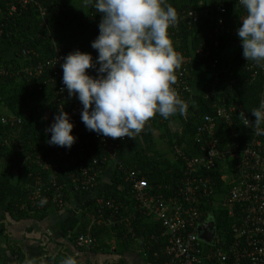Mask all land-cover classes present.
<instances>
[{"label":"trees","instance_id":"trees-1","mask_svg":"<svg viewBox=\"0 0 264 264\" xmlns=\"http://www.w3.org/2000/svg\"><path fill=\"white\" fill-rule=\"evenodd\" d=\"M45 8V16L41 18L33 5H29L25 10L7 16L6 8L12 0H0V66L9 69L7 75L0 74V104L10 115L0 116V209L5 205L6 211L16 218L31 217L42 220L49 210H56L58 207L47 200L41 206L32 204L28 199L31 193L32 184L41 178L43 181L50 177H57L59 183L65 184L63 190L64 200L69 196L68 187L72 191L92 193L95 188L89 191L74 189L75 184L71 182V169L60 166L56 172L42 169L37 163V156L43 161L54 145H49L46 141L50 138V133H45V129L52 123L54 115L60 110L59 97L55 93L57 80L47 81L38 90L36 81H28L14 72V68L19 69L23 63L44 61L54 55V47H57L66 56L74 50L89 52L95 59L96 50L91 48V42L98 35V24L101 15L96 13L94 7L87 4L86 0H36ZM223 2L229 14L226 17L224 31L218 38L217 48L212 47V39L209 37L210 30L215 25V6ZM83 3V4H82ZM177 12L183 9L207 7L209 12L206 16L201 15L196 22L190 26L184 19L178 17L177 28H169V35L177 54L188 61L191 84L201 76L206 77L205 83L201 84L200 101L202 109L193 115L185 118L177 113L168 119L162 118L159 114L151 118V123L146 126L140 134H149L155 130H162L166 136V142L173 151V145H178L183 153L197 154L199 152L196 144V127L205 111L211 110L213 104H221L225 107L238 104L250 121L249 126L242 124L239 117L232 118L230 125L222 120L215 121L214 138L218 149H226L231 144L239 145L243 148L246 142L254 137V126L251 123V110L259 105V93L262 86L260 75L250 79L249 73L244 71L245 59L242 56V48L239 38L234 31V21L241 16V8L236 0H167ZM178 16V15H177ZM184 18V16H182ZM181 19V20H180ZM203 45L212 47L219 64L215 68L205 63L201 64L202 58L196 57L195 51ZM35 50L38 56L25 58L21 56L22 49ZM232 48L235 51L232 52ZM227 54L224 70H219L222 65L220 59L222 54ZM231 53V54H229ZM217 68V69H216ZM14 72H12V71ZM88 71V70H86ZM89 71H95L89 69ZM51 70L46 71L41 79H48ZM203 74L205 76H203ZM199 80V79H198ZM214 83L215 94L205 99V91ZM186 104H188V99ZM82 106L71 104L70 108L63 109L69 114L74 127L72 134L75 142L71 148L56 146V150H61L60 158L73 157L85 152H92L93 155H101V149L93 136V132L85 128L81 121L80 113ZM48 114V118L45 115ZM12 116L21 119L20 123L3 124L1 118ZM180 121V125L174 131L170 127L171 123ZM264 137V135H262ZM125 143V142H124ZM122 143L121 147L124 145ZM58 147V148H57ZM178 164L174 167L155 151L147 148L138 149L131 157L122 162L114 163L112 183H116L118 190L108 189L100 194L104 200L113 199L118 203L120 212L123 208L131 209L135 202L134 194L130 191L129 183L125 181L124 170H140L141 176L150 187V193L159 195L165 200L172 199L178 204H184L182 196L178 194L181 186L182 166L178 157ZM57 162V161H56ZM91 158H85V164H90ZM59 165V161L57 162ZM121 164V167L119 166ZM233 165V164H232ZM231 165V166H232ZM74 166V165H73ZM230 166V167H231ZM76 169L73 167L72 172ZM230 170V169H229ZM76 171V170H75ZM215 172H208V175L215 178ZM230 183H232L230 181ZM222 180L217 181L218 192H224ZM44 192H46L44 190ZM52 196V191L44 193ZM206 203L195 205L201 217L211 215L215 225L222 226L228 240L233 239L231 225L233 224L226 212L220 210L216 197ZM186 204H184L185 206ZM235 206V204H234ZM237 209L240 206H235ZM125 209V210H126ZM141 218H139L140 222ZM143 222L144 229L137 231L138 235L149 237L154 234L156 237L151 241L150 251L155 249V244H159L162 227L159 222ZM158 245V246H159Z\"/></svg>","mask_w":264,"mask_h":264},{"label":"built area","instance_id":"built-area-1","mask_svg":"<svg viewBox=\"0 0 264 264\" xmlns=\"http://www.w3.org/2000/svg\"><path fill=\"white\" fill-rule=\"evenodd\" d=\"M201 3L202 0H198V4ZM29 5H33L41 18L45 16V8L36 0H12V3L6 8L7 16L21 12ZM237 5L241 8V16H243L244 10L238 3ZM208 12L207 7L190 8L177 12V15L190 26L201 15L206 16ZM228 14L229 10L223 2L215 6V25L209 32L213 48H217L219 45L218 38L224 31ZM241 16L233 19V32L235 33L240 25ZM177 25L178 22L172 28H177ZM212 47L201 45L195 51V55L202 58L200 60L202 65L207 63L210 68H215L219 64V60L215 56L216 51H212ZM21 56L30 59L32 56L37 57L38 53L35 50L24 48L21 50ZM63 57L64 54L61 50L54 47L53 56L44 61L23 63L19 69L14 68V72L28 81H36L38 90L47 81L56 79L55 93L59 97L60 109H69L71 104L82 106L75 96L68 97L67 90L61 82L62 69L60 64L63 62ZM187 65L188 61L183 58L181 67L175 72L176 82L172 86L185 103L190 98L193 89L191 73ZM243 68L249 73L250 79L257 75L262 77L259 93L260 104L261 101H264V69L259 68L254 62H247L246 60ZM49 70H51L50 77L41 79L44 73ZM89 72L92 75L96 74L95 71ZM8 73L9 69L0 66L1 75ZM214 92L215 85L212 83L203 97L205 99L210 98L215 94ZM234 117H239L244 124L247 117L240 105L232 104L225 107L218 103L213 104L211 110L203 113L196 127V144L199 152L186 154L178 145H173L174 154L179 158L182 166V179L178 194L182 196L185 206L183 203L180 205L172 199L165 200L159 195L151 194V189L141 176L140 170L134 168L124 170L125 181L129 183L130 191L134 194L138 206L147 210L162 227L160 236L164 238V253L168 256L166 264H203L205 256L211 260L215 259L221 264H264V137L258 135L254 129V137L246 142L243 148L239 149V145L231 144L226 149H218L214 138L215 121L222 120L230 125ZM45 118H48V114L45 115ZM20 120L12 116L1 118L3 124L20 123ZM151 121V119L147 121L145 127ZM261 127L264 128V124ZM93 136L101 149V155H93L90 151L81 153L75 158H60L62 152L58 147L56 150L54 145L52 150L55 151V154L52 151L49 152L43 161H41L40 156H37L38 165L42 169L52 170V172H56L61 165L67 167L71 169L69 175L72 178L71 182L75 184L74 189L84 192L92 190L96 187L103 169L110 163L118 162L117 154L122 143L127 141V137L111 139L102 137L95 132H93ZM86 157L91 158L90 164H85ZM56 161H59V165ZM73 165L76 166V169L74 168L72 172ZM119 166L121 167V164ZM208 172H215V178L208 175ZM218 180H222V187L225 189L222 190L223 193L220 192L219 196H216L219 188ZM30 189L31 193L28 200L32 204L41 206L50 200L57 207L63 206L65 182L59 183L57 177H50L48 181L38 178ZM44 190L46 192L51 190L52 196L45 195ZM215 197L218 199L215 204L220 210L225 211L227 217L233 222L231 225L233 239L228 240L229 237H226L225 243H222L220 247L214 244L211 251L205 255L197 235V227L202 217L195 205L208 203L211 198L214 199ZM97 203L95 216L97 225L100 223L113 225L118 223L104 214L106 210H111L113 213L117 212L118 207L116 205L102 201H97ZM234 204L240 208L237 209ZM127 220L125 221L127 222ZM77 244L81 247H91L94 244V239L90 234L80 235L77 237Z\"/></svg>","mask_w":264,"mask_h":264},{"label":"clouds","instance_id":"clouds-1","mask_svg":"<svg viewBox=\"0 0 264 264\" xmlns=\"http://www.w3.org/2000/svg\"><path fill=\"white\" fill-rule=\"evenodd\" d=\"M101 15L91 42L96 57L79 49L60 64L68 97L80 102L85 128L106 138L135 139L155 115H183L188 105L172 87L183 57L174 50L169 28L176 9L167 0H86ZM244 10L236 30L247 62L264 69V0H237ZM89 69L95 70V75ZM258 135H264V101L251 110ZM250 121L245 118L247 127ZM69 114L60 109L45 129L49 145L71 148L75 142ZM26 264H35L33 260ZM62 264H77L67 257Z\"/></svg>","mask_w":264,"mask_h":264},{"label":"crops","instance_id":"crops-1","mask_svg":"<svg viewBox=\"0 0 264 264\" xmlns=\"http://www.w3.org/2000/svg\"><path fill=\"white\" fill-rule=\"evenodd\" d=\"M231 50L234 52L235 48ZM226 59L227 54H222L220 59L222 65L219 66V70L226 69ZM200 79L201 76L198 80L200 88L196 93H191L188 99V109L183 114L185 118L203 107L200 90L205 80L200 81ZM179 123L180 121H176L170 124L173 131L178 128ZM140 148L155 151L174 167L178 164L174 151L166 142L165 133L160 129L149 134H139L136 140L127 137V141L117 154V161L128 159ZM113 172L114 163H110L103 169L92 193L72 191L68 187L69 196H66L63 206L49 210L42 220L31 217L18 219L7 212L4 205L0 209V264H26L28 260H33L35 264H62L67 257H74L77 264H166L168 256L164 253V238L160 236L161 234L160 245L155 244V249L152 251L150 244L156 236L151 234L146 238L137 234V231L144 229L142 221L149 224L158 221L154 220L147 210L138 206L135 196H133L134 207L128 210L123 208L121 212L118 203L113 199L104 200L100 196L110 188L118 190L116 183H112ZM97 201L111 202L118 207L117 212L113 213L111 210L104 212L108 218L118 223L96 224L95 216L99 203ZM139 218H141L140 222ZM209 222H213L214 238L212 240L199 238L211 231L208 228ZM198 227L200 230L197 235L205 255L211 251L214 244L220 247L225 243L224 228L217 227L211 215L202 217ZM88 234L93 237L94 244L91 247L79 246L77 237ZM203 264H221V262L205 256Z\"/></svg>","mask_w":264,"mask_h":264},{"label":"rangeland","instance_id":"rangeland-1","mask_svg":"<svg viewBox=\"0 0 264 264\" xmlns=\"http://www.w3.org/2000/svg\"><path fill=\"white\" fill-rule=\"evenodd\" d=\"M84 2H86V1H84ZM83 4V3H82ZM203 76H205L204 74H203ZM203 78V80H205L206 79V77L204 78V77H202ZM198 79L199 78H196V80H194V85H193V89H192V94H194V93H196L197 92V89H199L200 87V85H199V83H198ZM5 115H10L9 114V112L4 108V107H2L1 106V104H0V116H5ZM110 168H111V166H110Z\"/></svg>","mask_w":264,"mask_h":264},{"label":"water","instance_id":"water-1","mask_svg":"<svg viewBox=\"0 0 264 264\" xmlns=\"http://www.w3.org/2000/svg\"><path fill=\"white\" fill-rule=\"evenodd\" d=\"M208 228H209L211 231H208V233H207L206 235H204V236H202V235L199 236V238H201V239H205V240H207V239L212 240V239L214 238L213 222H209V224H208ZM199 230H200V228L198 227V228H197L198 235H199Z\"/></svg>","mask_w":264,"mask_h":264}]
</instances>
